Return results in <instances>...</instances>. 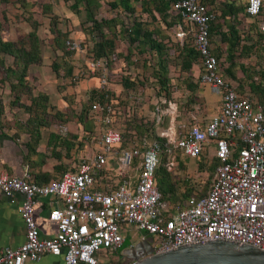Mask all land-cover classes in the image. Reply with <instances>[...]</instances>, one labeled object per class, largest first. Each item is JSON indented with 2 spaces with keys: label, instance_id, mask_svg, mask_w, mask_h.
Wrapping results in <instances>:
<instances>
[{
  "label": "built area",
  "instance_id": "built-area-1",
  "mask_svg": "<svg viewBox=\"0 0 264 264\" xmlns=\"http://www.w3.org/2000/svg\"><path fill=\"white\" fill-rule=\"evenodd\" d=\"M263 9L264 0H248L245 8L248 18L260 19L261 32ZM170 14L179 18L175 37L182 43L186 36L182 27L189 28L201 56L199 82L220 97V109L202 125L190 124L180 134L165 128L157 136L166 141L170 167L177 166V156L195 160L213 149L216 166L207 192L193 193L177 203L162 199L154 178L160 144L150 139L152 132L140 135L134 128L122 132L113 126L124 111L120 97L108 90V60L88 59L74 80L97 77L99 81L97 91L103 100L94 99L89 109L97 127L90 135L94 149L74 168L42 185L27 173L0 172V193L17 205L25 227L20 246L0 249V264L39 263L46 256H60L65 264H99L121 249L123 231L130 227L140 233V243L150 242L154 253L209 241L238 243L264 252V102L239 95L222 77L210 40L216 18L210 6L202 0H178ZM66 46L74 53L81 50L73 42ZM155 95L165 100L164 106L170 105L163 95ZM130 104L125 109L128 118L135 115V106ZM168 109L153 108L155 125L171 116L165 112ZM137 121L146 126L144 120ZM109 172L120 178L105 181ZM42 198L55 204L47 215L56 228L50 238L41 237L33 217L34 206Z\"/></svg>",
  "mask_w": 264,
  "mask_h": 264
},
{
  "label": "crops",
  "instance_id": "crops-1",
  "mask_svg": "<svg viewBox=\"0 0 264 264\" xmlns=\"http://www.w3.org/2000/svg\"><path fill=\"white\" fill-rule=\"evenodd\" d=\"M130 1L132 5L134 3L133 6H136V3H139L141 0ZM247 1L248 0H244V6L240 8V11L233 12L232 14L235 34L239 44V46H237V51L234 52V54L238 55L243 48H247V50L242 53L239 64L232 66L228 71H224V68H221V64H219V69L222 77L232 84L239 95L248 96L258 102H264V32L259 30L260 19L248 18L245 15ZM56 2L59 6L61 5L60 7H64L63 5L65 4L69 5L63 11L60 9L59 11H56L50 2L45 1V3L42 4V7L46 11V15L51 17L62 14L65 19H61L59 16V18H57L59 21L57 24L59 30L68 33L66 39L69 42H73L81 47V42L86 40L87 37H85L83 33L82 26H80L81 23H78V21H83L84 24L87 23L86 12L83 8V6H85L84 3H79L77 7L73 9V1L64 2V0H56ZM98 3L100 4L101 2L98 0ZM113 11V16L109 13L108 17H103L102 19L115 18L117 10L114 9ZM153 13L155 14V12ZM263 13L264 9L262 14ZM95 14L96 19L101 20L100 12H98V14L95 12ZM67 18H70V29L68 30L61 25V20L64 21ZM78 18H80V20H78ZM156 18L159 20L158 15H156ZM47 19L49 29L50 19ZM216 21L217 17L212 25L216 23ZM118 30L119 29H117V31ZM177 30L178 28L175 27L173 32L174 38L181 46L182 42L175 37V32ZM182 30L186 32L184 40H189L191 37V34L188 32L189 28L183 26ZM216 38L217 35L211 31L210 40L215 55L216 53L214 49L216 46L214 43H216ZM123 40L126 42L121 35H116L115 49L113 51L114 56L112 57V62L109 67L111 82L108 85V90L112 94L120 97V104L123 107L124 114H126L125 109L128 105H131V102L128 103V100H126L130 97L134 99L132 102L136 101L137 104H140L137 100H141L139 106L142 111L137 112V110H135L136 112L133 119L128 118V121H123L122 117L113 126L118 130L122 127V132H129L135 127V125H139L137 121L138 118H145L142 120L146 122V126L142 127L149 130V134L152 132L158 135L160 129L153 126L152 107H147V105H151L154 102L153 97L155 98L154 95L158 89L157 81L151 77H149L148 80H144L143 77L147 76V74H144L139 69L135 70L133 67L131 68L136 71V74L133 76L126 75L124 72L125 67L130 68V66L125 59L127 51L123 52L120 49V43L124 42ZM51 41L52 36L50 35V40H47V44H49L48 46L50 48L48 52L45 51L47 45H43L40 40L42 64H32L27 68L25 80L26 85L32 89V94H22L19 99L20 105L16 104V107L14 108L12 107L15 106V104H10L9 107L8 102L6 104L4 102V111L0 113V172L12 176H21L22 174L27 173L32 181L40 185L46 184L51 180L58 178L68 169L74 168L80 160L90 155L93 151V136L87 137L84 135V129L91 128L88 123H86L85 126L82 123H78L77 120H73V122H62L61 118L56 119V117L68 110L74 115H78L81 111H79V109L86 106L87 101L91 98L92 94L95 91L97 92L99 85L97 77H92L89 80H82L81 83L74 81V77L78 71L76 70V66L80 63L78 62V59L83 58V48L85 49V47H81L80 51L71 54L70 65L72 66V74L70 76H64L63 72L66 65L61 61L62 51L59 49L54 51L51 47ZM153 55L156 57V53ZM1 56L2 55H0V57ZM54 60H57L60 65L58 73L54 72L51 68V63ZM220 61L221 58H219V63ZM81 64L84 65L82 62ZM5 65L6 67H11L12 63H6ZM138 72H141V74L139 75ZM118 75L124 76V80H135L138 81V83L133 85V89L131 86L132 84L130 85L131 88H125L120 82L111 80L112 76L118 78ZM199 75L200 68H198L196 64H193L189 75L192 76L190 77L192 83L188 87L187 92L189 94H194V96L197 97V104L193 105L192 108L194 110H188V120H191V122L187 123V125L182 123L181 127L178 129L180 125H175L176 114L165 118L167 125L166 128H171L173 133L180 134L190 124L196 123L202 125L209 118L219 112L220 97L216 94L214 95L207 85H203L199 82ZM167 78L169 80V67L167 69ZM148 82L152 83L150 87H148ZM127 85L129 84L127 83ZM39 95L46 97L47 103H44L45 107L40 108L37 115L41 116V118L44 116V121L49 122L48 124L47 122H44L46 126H41L39 128V138L35 141L34 132L30 129H26L24 124L30 117L32 118L34 116L32 114L30 115L28 108L31 106L32 98ZM128 95L130 97H128ZM175 107L177 108V104H175ZM52 119L57 120V122H50ZM135 121L137 123H134ZM165 121L163 120L162 124H164ZM96 129L97 127H95V130ZM151 134L149 135L150 139H152ZM66 151L70 152V159L64 155ZM73 153L75 154L74 157ZM63 164L67 166L65 170H63ZM106 177L105 181L111 183H113V179L120 178L113 172H109ZM16 198L20 201L21 196L16 195ZM54 206V201L48 198L39 199L34 206L33 217L41 237L50 238L55 234V225L47 219L48 212ZM139 236L140 233L135 227H130L123 231V244L121 249L110 255L109 260L116 261L118 259H125L124 261L127 263L129 258L126 255V251L131 246L140 243ZM24 239L25 227L17 212V205L11 204L3 194L0 193V249L18 247L24 242ZM108 263L109 261L107 259L99 262V264ZM26 264L65 263L60 256H46L39 263Z\"/></svg>",
  "mask_w": 264,
  "mask_h": 264
},
{
  "label": "trees",
  "instance_id": "trees-1",
  "mask_svg": "<svg viewBox=\"0 0 264 264\" xmlns=\"http://www.w3.org/2000/svg\"><path fill=\"white\" fill-rule=\"evenodd\" d=\"M73 1V9L77 7L79 3H84L83 6L86 12L87 23L82 26L83 33L86 38H88V43L86 46L81 45V47H85L86 57L89 59H100L106 58L108 60V66L110 67L112 62L113 51L115 49V41L116 35H121L123 39L126 40L128 44L127 55L125 59L130 67H133L135 70L139 69L147 76H144V80H148L149 77L154 78L157 81L158 90L156 92L159 96H164L167 100H171V93L169 91V80L167 78V54L165 51H168L165 47V38L160 36H155L152 31L147 29L149 25L144 23L142 17L135 16V8L131 4L130 0H113L109 3L110 9H116L119 14H123L126 16L130 22L125 23L121 20L120 17L110 18V19H96V14L99 3L98 0H64V2ZM143 1V0H141ZM178 0H145L142 2V8L145 10L143 12L148 13L151 20L155 19L153 12L159 15L161 19H169V22L166 23L167 27L170 29H175L176 24L179 22V18L172 16L170 14V10L172 5ZM15 2H20L22 4L25 3L24 0H15ZM204 4L207 6L209 2L204 0ZM152 9V10H151ZM56 16H53L50 20L49 26V34L52 36L51 47L54 51L57 49L62 51L61 61L66 65L64 67V76L71 75L72 66L70 65V56L74 52L69 51L67 49L66 43L68 42L67 32H62L59 30L57 26V21H55ZM30 26L33 32L28 33L23 38L19 39L16 42H4L0 36V55H8L13 58L12 66L5 67V75L17 76V80L15 81L17 85L10 86V92L14 97L15 102L13 104H19V99L22 94H32V89L26 85V72L29 65H41V42L39 40V36L37 35V29L39 24L36 21H30ZM109 31L110 35H106V31ZM117 29H119L117 31ZM212 25L210 27V38H211ZM111 36V37H110ZM110 37V38H109ZM179 45V42H177ZM235 47L238 46V42L236 41ZM181 55L178 57L181 61L180 69L183 73H186L188 76L190 75V69L193 64L201 63V56L198 51L195 49L192 43H188V41L184 40L181 45ZM84 49V48H83ZM156 53V59L153 55ZM230 56L231 53L229 52ZM216 57L219 58V55L216 54ZM0 67H4V63L0 60ZM51 68L54 72L58 73L60 65L57 60L52 61ZM119 77L115 78L112 76L111 80H115L120 82L123 87L129 88L130 85H136L138 81H131L129 79H123L124 76L118 75ZM9 77V76H8ZM129 85H127V83ZM191 83L188 84V87ZM131 88V87H130ZM191 89V87H190ZM103 100L102 95L97 91H95L91 98L87 101L85 107H83L77 116H73L74 114L71 111H67L65 113H61L57 115V118H61L62 122H69L72 120H77L78 123H82L86 126L88 123L91 127L90 129H84V135L90 136L95 133V125L92 119L89 116L90 104L94 99ZM46 102V97L39 95L37 97L32 98L31 106L28 108L30 115H34L32 118L30 117L26 123L24 124L26 129L32 130L34 132L35 141L39 138V128L41 126H46L44 122L45 119L41 116L37 115L40 108H44ZM136 123V122H134ZM134 129L138 134L142 135L149 130L142 127V125H135ZM151 138L157 141L160 144L161 153H160V163L155 172V184L158 188V191L161 194L163 200H168L165 197V182L161 180H157V173L160 169L161 162H163L164 169L166 171H170L172 167L169 166L167 162V152H166V141L163 138H160L155 133L151 134ZM205 155H201L204 157ZM200 157V158H201ZM179 156H177V166H184L182 162L179 161ZM199 160V159H198ZM213 168L216 166V159L213 158ZM193 195V193H192ZM190 195L186 196L182 201H185ZM170 201V200H168ZM178 201V202H182ZM174 203V201H170Z\"/></svg>",
  "mask_w": 264,
  "mask_h": 264
},
{
  "label": "rangeland",
  "instance_id": "rangeland-1",
  "mask_svg": "<svg viewBox=\"0 0 264 264\" xmlns=\"http://www.w3.org/2000/svg\"><path fill=\"white\" fill-rule=\"evenodd\" d=\"M25 3L22 4L20 2H15V0H0V36L1 39L4 42H16L19 39L23 38L26 36L28 33L33 32L31 26H30V21H36L39 26L37 29V35L39 36L41 42L43 45H47L45 48V51L49 52V44H47V40H50V34H49V29L47 25V21L49 18L53 16H47L46 11L43 9L42 4L46 2H50L51 5L54 6L56 11L64 10L67 8L69 4L63 5L64 7H60L58 4H56V0H24ZM60 1V0H59ZM101 3L99 4V10L101 15V19L103 17H108V14L111 13L112 16L114 15L113 9H110L109 3L112 2V0H99ZM209 2V5L212 7L213 11L216 13L217 21L212 25V33H215L217 35L216 38V43L215 44V53L219 55V58H221L220 64L221 68H224V71H228L229 68H231L234 65L239 64V60L241 59L242 53L245 52L246 49H242L238 53V55H235L234 52L237 51L238 47H235V43L237 41V37L235 34V29H234V20L233 19V12L240 11V8L244 6V0H206ZM142 2H145V0L140 1L139 3H136L135 8V13L136 17H142L144 23L149 25L147 29L152 31L155 36H160L164 37L165 39V44H166V49L168 51H165L167 54L168 62L167 65L169 67V91L171 93V102L170 105L167 106L169 109L166 110L165 112H170L171 115L173 114L176 116L175 117V125H180L178 129L181 127L182 123H187L191 122V120H188V110H194L192 107L193 105L197 104V97L194 96V94H189L187 92L188 89V84L192 83V79L188 76L186 73H183L180 69L181 61L178 57L181 55V46L178 45L177 41L174 38V28L170 29L167 27L166 23L169 22V19H161L159 20L156 18L157 13H153L155 16V19L152 21L148 13L143 12L145 11L142 8ZM134 5V3H133ZM239 9V10H238ZM143 10V11H142ZM152 10V9H151ZM115 17H120L121 20H123L125 23L130 22L129 19L126 18L125 15L116 13ZM58 16L61 19H65L62 14H58ZM56 16L57 23L59 22ZM159 16V15H158ZM80 20V18H78ZM70 18H67L66 20H61V25L62 27H66V29H70L69 26ZM83 22V21H82ZM81 21L78 23L80 26L84 25V22L82 23ZM72 26V25H71ZM78 26V25H77ZM109 31L107 29L106 35H109ZM88 40V38H86ZM187 39V38H186ZM87 40H83L81 42V45L86 46V44H89ZM124 41V40H123ZM188 43H192V38L190 37ZM214 41V40H213ZM78 43V42H77ZM239 46V44H238ZM44 47V46H43ZM128 44L124 41L120 43V49L123 52H126L128 50ZM83 58H79L78 62L79 65L76 66V75H78V72L80 69L85 68V62L89 59L86 57V52L85 49ZM231 53V56L229 54ZM47 57V54H46ZM156 59V57H155ZM0 60L3 61L4 67H0V113L4 111L3 105L4 102L5 104L8 102V106L10 107L11 105H14L13 103L15 102L13 95L11 94L10 86L11 85H17L16 80L17 76H10L5 75V67L6 63H12L13 58L8 55H2L0 57ZM236 60V61H235ZM81 62L84 64L82 65ZM201 64V63H200ZM200 64H196L198 68H200ZM243 65V64H242ZM124 72L128 76H133L136 74V71L133 68H126ZM140 75L141 72H138ZM233 74V73H232ZM75 75V76H76ZM9 76V77H8ZM92 77H86V78H77L75 82H80L82 80H89ZM73 82V83H75ZM147 84L148 87L152 84L151 82H148ZM10 90V91H9ZM154 94V93H153ZM215 95V94H214ZM156 96V95H155ZM128 97H130L128 95ZM131 98V97H130ZM127 98L131 102L134 100L133 98ZM153 104L147 105L152 107L151 111H154L153 108L155 106H158L161 110L167 109L166 106H164L163 101L164 99H158L153 97ZM141 104V100H137ZM184 101V102H182ZM135 106V110L142 111L140 109V104H137L136 101L131 102ZM175 104H177V108L175 107ZM16 107L13 106L12 108ZM208 107V105H207ZM81 108L79 109V111ZM211 110V109H210ZM67 112V111H66ZM136 112V111H135ZM79 115V114H78ZM77 116V115H73ZM155 116H153L154 119ZM129 118L133 119L134 117ZM127 112L126 114L123 113V121H128L127 120ZM137 119V118H136ZM139 121L145 118H138ZM137 119V120H138ZM165 121V120H164ZM47 124L49 121H46ZM50 122H57V120L52 119ZM70 122H73L70 121ZM126 123V122H125ZM154 127H158V129L163 130L167 127L166 121L164 124H158L155 125L153 123ZM48 126V125H47ZM122 131V127L119 129ZM96 137V136H94ZM93 138V137H92ZM91 139V138H90ZM179 154V153H177ZM66 157L69 159L71 158L70 152L66 151L64 153ZM180 155V154H179ZM204 157H201L199 160H190L187 159L183 156H179V161L185 164L184 166L178 167H172L170 171H166L163 166V162H161L160 169L158 170L157 173V180H163L165 182V197L166 199L170 201H174V203H177L178 201H182L186 196L192 195V193H202L205 194L207 190L209 189V185L211 184L214 176V168H213V149L210 148L206 153L204 154ZM75 154L73 153V157ZM67 166L63 164V170L66 169ZM123 260H109L108 264H126V262Z\"/></svg>",
  "mask_w": 264,
  "mask_h": 264
},
{
  "label": "water",
  "instance_id": "water-1",
  "mask_svg": "<svg viewBox=\"0 0 264 264\" xmlns=\"http://www.w3.org/2000/svg\"><path fill=\"white\" fill-rule=\"evenodd\" d=\"M204 243L164 253H154L149 241L137 243L126 251V264H264V252L251 246L224 241Z\"/></svg>",
  "mask_w": 264,
  "mask_h": 264
},
{
  "label": "bare ground",
  "instance_id": "bare-ground-1",
  "mask_svg": "<svg viewBox=\"0 0 264 264\" xmlns=\"http://www.w3.org/2000/svg\"><path fill=\"white\" fill-rule=\"evenodd\" d=\"M130 254V253H129Z\"/></svg>",
  "mask_w": 264,
  "mask_h": 264
}]
</instances>
